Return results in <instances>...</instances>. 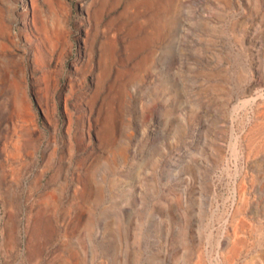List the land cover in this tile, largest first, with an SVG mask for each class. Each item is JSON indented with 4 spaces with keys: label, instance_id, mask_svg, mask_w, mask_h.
Listing matches in <instances>:
<instances>
[{
    "label": "rangeland",
    "instance_id": "1",
    "mask_svg": "<svg viewBox=\"0 0 264 264\" xmlns=\"http://www.w3.org/2000/svg\"><path fill=\"white\" fill-rule=\"evenodd\" d=\"M0 264H264V0H0Z\"/></svg>",
    "mask_w": 264,
    "mask_h": 264
},
{
    "label": "bare ground",
    "instance_id": "2",
    "mask_svg": "<svg viewBox=\"0 0 264 264\" xmlns=\"http://www.w3.org/2000/svg\"><path fill=\"white\" fill-rule=\"evenodd\" d=\"M108 51H109V50H106L105 55H104V60H105V63H106V67H107V61L110 59V58L108 57ZM108 62H109V61H108Z\"/></svg>",
    "mask_w": 264,
    "mask_h": 264
}]
</instances>
